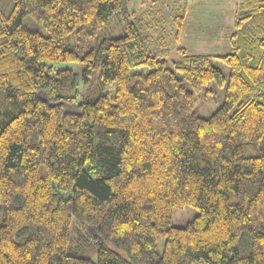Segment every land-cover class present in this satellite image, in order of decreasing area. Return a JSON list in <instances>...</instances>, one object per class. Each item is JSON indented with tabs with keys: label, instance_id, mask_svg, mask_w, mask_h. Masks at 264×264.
<instances>
[{
	"label": "trees",
	"instance_id": "1",
	"mask_svg": "<svg viewBox=\"0 0 264 264\" xmlns=\"http://www.w3.org/2000/svg\"><path fill=\"white\" fill-rule=\"evenodd\" d=\"M130 1L0 0V264H264V0H237L217 55L178 43L185 2L170 61ZM113 16L123 34L100 38ZM217 61L223 101L200 117Z\"/></svg>",
	"mask_w": 264,
	"mask_h": 264
},
{
	"label": "rangeland",
	"instance_id": "2",
	"mask_svg": "<svg viewBox=\"0 0 264 264\" xmlns=\"http://www.w3.org/2000/svg\"><path fill=\"white\" fill-rule=\"evenodd\" d=\"M185 2L187 5L185 24L178 43L183 45L191 54L204 52L217 55L229 52L228 37L233 31L237 0H131L128 3L130 11L135 10L138 13L137 15H140L143 11H148L152 13L156 21L155 29L151 32L154 38L151 51L160 53L166 48L167 53L163 55L166 60L170 61L178 57L175 50L177 43L172 39L174 30L171 22L176 10L182 7ZM24 23L31 29L42 30L40 25L29 17L24 18ZM123 32L122 23L119 22L116 16H113L108 24L99 31V37L119 36ZM93 44L94 41L87 31L73 35L68 42L69 46L76 48L80 53L84 52L89 46H93ZM217 66L222 70L225 77L224 81L222 83L212 81L194 93V111L200 117L209 116L222 104L228 68L220 61H217ZM56 67L59 69L69 67L74 71L78 70L75 63H67ZM183 84L190 89L189 84L186 82H183ZM114 89L115 82H111L98 92L109 94ZM38 95L43 100H48L43 91H39ZM196 213L197 210L189 205L176 208L172 213V225L185 226ZM163 244L162 239L157 241L156 250L158 253L162 252ZM197 264L202 263L198 262Z\"/></svg>",
	"mask_w": 264,
	"mask_h": 264
}]
</instances>
